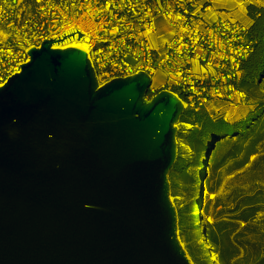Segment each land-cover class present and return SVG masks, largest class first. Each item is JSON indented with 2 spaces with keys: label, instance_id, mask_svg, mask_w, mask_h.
Wrapping results in <instances>:
<instances>
[{
  "label": "water",
  "instance_id": "95a60500",
  "mask_svg": "<svg viewBox=\"0 0 264 264\" xmlns=\"http://www.w3.org/2000/svg\"><path fill=\"white\" fill-rule=\"evenodd\" d=\"M72 30L0 86V264H191L168 181L182 102L146 99L142 71L98 86L83 50L51 48Z\"/></svg>",
  "mask_w": 264,
  "mask_h": 264
},
{
  "label": "built area",
  "instance_id": "2783aa9c",
  "mask_svg": "<svg viewBox=\"0 0 264 264\" xmlns=\"http://www.w3.org/2000/svg\"><path fill=\"white\" fill-rule=\"evenodd\" d=\"M210 9V0H0V86L30 60L29 48L76 28L83 37L75 33L51 48L83 50L98 86L142 71L151 79L146 99L166 90L185 109L204 107L212 117L227 118L222 106L251 101L239 84L253 47L249 24L208 17ZM156 72L163 77L158 86L152 83ZM176 128L177 150L188 157L191 149L178 133L193 125L180 121Z\"/></svg>",
  "mask_w": 264,
  "mask_h": 264
},
{
  "label": "trees",
  "instance_id": "16d2710c",
  "mask_svg": "<svg viewBox=\"0 0 264 264\" xmlns=\"http://www.w3.org/2000/svg\"><path fill=\"white\" fill-rule=\"evenodd\" d=\"M246 15L251 22L249 39L253 48L241 64L239 86L256 107L247 117L235 121L212 117L204 107L197 111L184 110L180 121L191 123L193 128L185 134L178 133V137L189 146L191 155L182 157L181 152L178 153L168 173L171 194L176 195L180 182L185 186L194 180L187 168L190 165L204 167L203 158L213 142L206 165L210 172L215 173L222 168L231 172L249 164V171L262 173L248 174L251 182L264 178V101L257 99L264 83V6L247 4ZM203 185L209 193H215L219 187V184L212 187L208 178H204ZM249 192L246 189L230 192L226 196L230 204L223 212L225 218L214 221L206 231L203 227L202 234H198L196 227L202 222V215L195 196L176 210L177 229L197 264H210L204 254L209 248L217 264H264V218L260 216L264 213V189ZM219 201L220 198L215 196L212 206L217 207ZM199 235H202L204 243L199 242ZM203 254L202 260L197 258Z\"/></svg>",
  "mask_w": 264,
  "mask_h": 264
},
{
  "label": "rangeland",
  "instance_id": "374dc122",
  "mask_svg": "<svg viewBox=\"0 0 264 264\" xmlns=\"http://www.w3.org/2000/svg\"><path fill=\"white\" fill-rule=\"evenodd\" d=\"M261 2H264V0H260ZM245 6V7H244ZM242 5V8L246 9L247 5ZM241 23H246L244 19ZM163 77L159 72H156L153 75V85L158 86L160 83H162ZM258 98L262 101H264V83L261 84L260 90L258 91ZM255 103L253 101H249L246 105H242L236 108H226L222 106V110L227 114V118H230L229 120L235 121L238 119H244L248 116L250 111L255 109ZM180 151L177 150V155ZM183 157V156H182ZM253 157L250 158V162ZM204 160V167L201 166H194L190 165L187 168V171L189 174H191L194 178V180L187 184L182 185L180 182V185L178 187V192L175 194H171L170 190V200L172 204L174 205L175 209L181 208L185 203L189 202L193 196L197 198L198 208L202 215V222L197 224V230H199L198 234H202L201 229L204 227V231L208 230L210 225L214 221H218L220 219H223V212L227 210L228 204H230L229 199L226 198L230 192H242V190L246 189L247 193L250 194L254 192L255 190H262L264 189V178H261L260 180H257L255 182H251V178L248 174H262V173H252V171H249V164L245 165L243 168L234 170L229 172L227 169L222 168L221 170L212 173L210 172L206 165H207V158H203ZM204 178H208L210 181V185L212 187L218 186L215 193H209L205 189L203 185ZM220 182V183H219ZM170 186V182H169ZM215 196H218L220 198L219 205L217 207H213V200ZM208 200H210V203L207 204ZM193 216L194 212H193ZM260 216L261 218H264V213H262ZM196 224V222H195ZM177 237L180 242L181 247L186 253V256L188 257L191 264H197L194 259L190 256L187 250L186 243L184 242L182 235L180 233V230L177 229ZM199 242L204 243L205 240L203 239L202 235H199ZM203 248H207V246H204ZM208 256L210 264H217V260L215 258V255L212 254L211 248L207 249L204 253ZM203 255H197V258H200L202 260Z\"/></svg>",
  "mask_w": 264,
  "mask_h": 264
},
{
  "label": "crops",
  "instance_id": "0c3cea01",
  "mask_svg": "<svg viewBox=\"0 0 264 264\" xmlns=\"http://www.w3.org/2000/svg\"><path fill=\"white\" fill-rule=\"evenodd\" d=\"M241 0H210V12L207 14L208 17L214 16H231L238 20L244 19L247 24H250V20L246 15V9L239 6V2ZM256 4L264 6V2L260 0H248L245 5L247 4ZM245 7V6H244ZM158 24L160 25V31L164 32L168 35V28L163 26L162 22L159 20ZM230 119V118H227Z\"/></svg>",
  "mask_w": 264,
  "mask_h": 264
}]
</instances>
